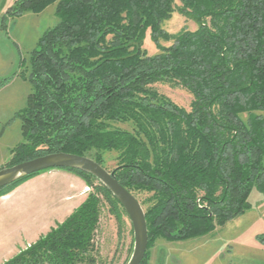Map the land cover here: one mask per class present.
<instances>
[{
  "label": "trees",
  "instance_id": "1",
  "mask_svg": "<svg viewBox=\"0 0 264 264\" xmlns=\"http://www.w3.org/2000/svg\"><path fill=\"white\" fill-rule=\"evenodd\" d=\"M178 1L198 30L170 38L172 46L155 56L143 50L146 34L156 43L169 39L162 25L177 0H20L8 12L12 19L57 4L59 19L16 74L32 88L17 115L27 143L16 164L64 153L106 169L104 154L118 153L120 184L152 195L148 248L158 239L208 236L250 211L254 190L264 195V0ZM161 81L193 95L190 112L153 87ZM39 175L1 189L0 198ZM100 216L101 201L90 194L6 264H99Z\"/></svg>",
  "mask_w": 264,
  "mask_h": 264
},
{
  "label": "rangeland",
  "instance_id": "2",
  "mask_svg": "<svg viewBox=\"0 0 264 264\" xmlns=\"http://www.w3.org/2000/svg\"><path fill=\"white\" fill-rule=\"evenodd\" d=\"M18 1L20 0H0V83L11 78L5 87L0 88V171L17 165L16 154L20 147L27 143L23 138L21 121L17 115L26 108L32 88L17 76L20 74L21 62L29 65L31 54L41 37L59 24L56 15L57 4L51 5L41 14L27 11L20 17L11 19L8 12ZM179 8L180 2L177 0L176 12L162 25V30L169 39L160 38L156 43L151 32H147L143 50L148 55H158L160 48L171 47L173 41L170 38L182 31L198 30L194 21L178 12ZM153 87L179 107L191 111L193 95L182 85L161 81ZM243 119L246 121L247 116L244 115ZM114 126L132 131V126L128 124ZM104 159L107 171L113 172L118 165V153H105ZM84 182L87 186L84 190L85 198L90 194H97L101 201L100 224L95 237L98 263L129 264L135 248L131 221L121 206L111 204L104 194L99 192L98 181L88 180L90 185L87 181ZM253 192L249 199L251 210L245 215L223 227H217L214 233L202 238L177 242L158 239L148 248L144 264H264V243L259 240L264 236V195L257 190ZM133 195L145 211L152 206L151 194L144 192ZM38 226L39 221L35 219L33 230H37ZM25 229L23 226L22 230ZM221 252L225 253L222 259L218 257ZM230 256H234V259H230Z\"/></svg>",
  "mask_w": 264,
  "mask_h": 264
},
{
  "label": "crops",
  "instance_id": "3",
  "mask_svg": "<svg viewBox=\"0 0 264 264\" xmlns=\"http://www.w3.org/2000/svg\"><path fill=\"white\" fill-rule=\"evenodd\" d=\"M86 187L75 173L50 170L1 197L0 264L12 260L65 222L86 200ZM34 218L39 221L35 231ZM23 226L25 230H22ZM223 252L218 255L221 259L225 257ZM229 258L234 259V256Z\"/></svg>",
  "mask_w": 264,
  "mask_h": 264
},
{
  "label": "water",
  "instance_id": "4",
  "mask_svg": "<svg viewBox=\"0 0 264 264\" xmlns=\"http://www.w3.org/2000/svg\"><path fill=\"white\" fill-rule=\"evenodd\" d=\"M77 170L94 176L117 199L131 221L135 248L129 264H142L149 246V233L146 213L138 199L120 184L115 172H109L87 157L71 154H50L34 160L15 165L0 171V190L19 180L43 174L50 170Z\"/></svg>",
  "mask_w": 264,
  "mask_h": 264
}]
</instances>
